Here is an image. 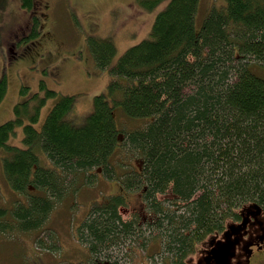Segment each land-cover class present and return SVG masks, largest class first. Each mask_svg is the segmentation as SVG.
<instances>
[{
    "label": "trees",
    "instance_id": "1",
    "mask_svg": "<svg viewBox=\"0 0 264 264\" xmlns=\"http://www.w3.org/2000/svg\"><path fill=\"white\" fill-rule=\"evenodd\" d=\"M19 1L35 9L34 0ZM162 1L139 3L150 10ZM197 3L166 0L149 34L114 61L110 37L87 35L94 65L111 78L83 122L68 116L74 96L62 94L35 127L42 104L56 94L43 81V95L32 92L14 105V118L0 123L2 170L23 197L0 220L2 231L43 230L54 206L98 175L138 191L143 210L124 217L123 191L94 201L78 230L89 258L63 264H143L139 250H161L165 264H185L197 244L238 220L244 205L264 206V76L250 70L264 69V0H224L199 29ZM32 17L38 28L26 50L46 34ZM27 87L20 85L21 95ZM5 89L3 76L0 99ZM133 118L141 121L126 124ZM17 125L24 146L7 143ZM126 157L134 164L116 174Z\"/></svg>",
    "mask_w": 264,
    "mask_h": 264
},
{
    "label": "rangeland",
    "instance_id": "2",
    "mask_svg": "<svg viewBox=\"0 0 264 264\" xmlns=\"http://www.w3.org/2000/svg\"><path fill=\"white\" fill-rule=\"evenodd\" d=\"M139 1L34 0L35 9L28 10L21 6L19 0H0V78L4 76L6 79V89L0 99V123L14 118L13 107L18 101L27 98L32 92L43 95L44 90L39 87L40 81L44 82L46 88L54 89L56 94L48 97L39 109L38 120L34 124L37 129H40L56 97L62 94L74 96L67 114L74 122H83L91 111L93 95L105 90L111 78L105 68L94 65L86 37L89 33L94 38L110 37L115 45L114 61L125 48L149 34L155 14L166 4V0H163L147 10ZM223 4L224 0H198L194 16L195 28L199 29L212 7H221ZM33 14L40 19V26L42 25L46 34L30 50H26L23 45L24 41L34 39L31 33L24 39L15 40L14 49L10 52L8 46L13 43L14 32L22 30ZM31 19L34 22L33 17ZM88 27H91V31ZM34 50H39L40 53ZM250 70L264 76V69L261 67L253 66ZM20 85L28 86L22 95L19 92ZM31 101L34 102V99ZM122 115L124 114L120 109H116V116H119L117 119L123 120ZM140 121L133 118L126 124H139ZM22 136V127L17 125L7 143L24 146ZM35 150L38 151L39 148ZM4 154L6 150L1 148L0 208L6 209V213L0 215V220L10 218L9 211L15 200L23 197L11 189L4 177ZM124 160L127 164L123 168L117 167L116 174L123 170L124 173L134 164L129 157ZM92 180L94 181L90 183H81L76 191L67 194L54 206L43 230L0 229V264L85 262L89 258V251L78 239V230L90 205L94 201L103 200L109 193L123 191L116 179L95 175ZM123 193L126 204L121 206V213L124 217H128L134 209L143 210L138 191L126 190ZM142 213L145 215L144 211ZM36 237H41L45 244L52 245L51 248L41 246L40 238L36 243ZM202 246L203 241L195 246L192 253L186 255L184 263L195 261ZM163 254L160 250L153 256H146L143 250H139L137 258L142 259L143 264H165ZM240 258L244 259V256ZM232 261L235 262V258Z\"/></svg>",
    "mask_w": 264,
    "mask_h": 264
},
{
    "label": "water",
    "instance_id": "3",
    "mask_svg": "<svg viewBox=\"0 0 264 264\" xmlns=\"http://www.w3.org/2000/svg\"><path fill=\"white\" fill-rule=\"evenodd\" d=\"M260 212L257 203H249L240 209L241 220L229 222L220 236L214 235L206 241V247L202 249L201 255L189 264H248L251 254L250 242L242 239L248 216L256 217ZM240 241L243 243L239 245ZM242 250L236 253V247ZM243 258H240L241 256ZM235 258V262H233Z\"/></svg>",
    "mask_w": 264,
    "mask_h": 264
},
{
    "label": "flooded vegetation",
    "instance_id": "4",
    "mask_svg": "<svg viewBox=\"0 0 264 264\" xmlns=\"http://www.w3.org/2000/svg\"><path fill=\"white\" fill-rule=\"evenodd\" d=\"M31 18L32 16L29 17V19L25 22V26L22 30H18L17 32H14L13 43L10 44L12 47L15 46L14 43L15 40L24 39L28 37L34 29L38 28L36 23L33 22ZM39 27H40V20H39ZM42 29L43 28H41L39 31H41ZM23 47H28L27 40L24 41ZM240 220H241V216L236 221H240ZM242 237L250 242L249 246L252 249V253L249 257L248 264H261V262L264 261V206L260 205V212L256 217H253L251 215L248 216V220L243 230ZM241 244L242 242H240V245ZM203 246L200 248L199 255L201 253V250L204 248ZM236 253H240V250H237Z\"/></svg>",
    "mask_w": 264,
    "mask_h": 264
}]
</instances>
